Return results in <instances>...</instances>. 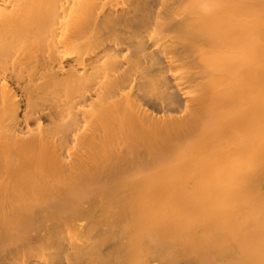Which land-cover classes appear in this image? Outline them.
Returning a JSON list of instances; mask_svg holds the SVG:
<instances>
[{
  "label": "bare ground",
  "instance_id": "6f19581e",
  "mask_svg": "<svg viewBox=\"0 0 264 264\" xmlns=\"http://www.w3.org/2000/svg\"><path fill=\"white\" fill-rule=\"evenodd\" d=\"M0 264H264V0H0Z\"/></svg>",
  "mask_w": 264,
  "mask_h": 264
}]
</instances>
